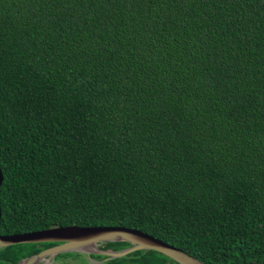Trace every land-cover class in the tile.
I'll use <instances>...</instances> for the list:
<instances>
[{
  "label": "trees",
  "instance_id": "trees-1",
  "mask_svg": "<svg viewBox=\"0 0 264 264\" xmlns=\"http://www.w3.org/2000/svg\"><path fill=\"white\" fill-rule=\"evenodd\" d=\"M0 171V235L119 226L264 264V0H0Z\"/></svg>",
  "mask_w": 264,
  "mask_h": 264
},
{
  "label": "water",
  "instance_id": "water-1",
  "mask_svg": "<svg viewBox=\"0 0 264 264\" xmlns=\"http://www.w3.org/2000/svg\"><path fill=\"white\" fill-rule=\"evenodd\" d=\"M2 173L0 171V184ZM1 216V212H0ZM106 242H128L131 247L120 251H105L99 245ZM57 243L38 254L21 259L29 263L38 258L50 259L66 252H84L106 256V260L125 257L140 250H153L164 254L178 264H206L189 253L170 245L141 230L119 226H76L54 227L23 234L0 235V249L17 244ZM93 245L94 251L86 252L84 246ZM94 263V262H93Z\"/></svg>",
  "mask_w": 264,
  "mask_h": 264
},
{
  "label": "rangeland",
  "instance_id": "rangeland-1",
  "mask_svg": "<svg viewBox=\"0 0 264 264\" xmlns=\"http://www.w3.org/2000/svg\"><path fill=\"white\" fill-rule=\"evenodd\" d=\"M90 255L84 252H75V254L69 256H54L49 259L50 264H80L83 262H96L90 258ZM42 264V263H39Z\"/></svg>",
  "mask_w": 264,
  "mask_h": 264
},
{
  "label": "bare ground",
  "instance_id": "bare-ground-1",
  "mask_svg": "<svg viewBox=\"0 0 264 264\" xmlns=\"http://www.w3.org/2000/svg\"><path fill=\"white\" fill-rule=\"evenodd\" d=\"M94 249H95V247L93 245L84 246V250L86 252L94 251ZM39 263L50 264L49 259H46V258H38V259H34V260L30 261L29 263L21 262L20 264H39Z\"/></svg>",
  "mask_w": 264,
  "mask_h": 264
}]
</instances>
